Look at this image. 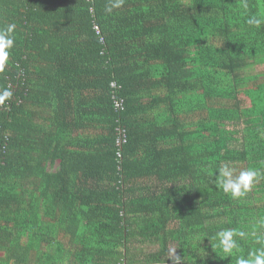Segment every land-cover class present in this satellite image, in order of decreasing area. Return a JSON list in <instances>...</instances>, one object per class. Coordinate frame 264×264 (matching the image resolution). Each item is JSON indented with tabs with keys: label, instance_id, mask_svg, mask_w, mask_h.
<instances>
[{
	"label": "trees",
	"instance_id": "obj_1",
	"mask_svg": "<svg viewBox=\"0 0 264 264\" xmlns=\"http://www.w3.org/2000/svg\"><path fill=\"white\" fill-rule=\"evenodd\" d=\"M114 2L0 0V264H236L264 233V0ZM225 163L259 172L244 197Z\"/></svg>",
	"mask_w": 264,
	"mask_h": 264
},
{
	"label": "clouds",
	"instance_id": "obj_2",
	"mask_svg": "<svg viewBox=\"0 0 264 264\" xmlns=\"http://www.w3.org/2000/svg\"><path fill=\"white\" fill-rule=\"evenodd\" d=\"M123 4V0H115L111 7L118 8ZM111 7L108 11H111ZM250 25L259 26L262 23L261 19L255 17L248 19ZM14 24H9L6 27L0 28V72H3L5 65L9 60L10 50L14 46ZM13 93L8 88L0 89V105L5 104L10 100ZM236 169L230 167L227 163L218 169V175L215 178L217 186L225 193L230 195L232 199L244 197L252 188L254 182L259 178L260 174L253 168L241 169L236 174ZM264 225V220L260 221ZM244 231L226 228L215 233L214 239L217 241L216 247L222 249L223 253L231 255L240 247L235 237H246ZM255 241L260 247L248 253L247 257L237 256L236 264H264V233L258 234Z\"/></svg>",
	"mask_w": 264,
	"mask_h": 264
},
{
	"label": "built area",
	"instance_id": "obj_3",
	"mask_svg": "<svg viewBox=\"0 0 264 264\" xmlns=\"http://www.w3.org/2000/svg\"><path fill=\"white\" fill-rule=\"evenodd\" d=\"M92 9H90V12L92 14ZM93 30L99 34V28L98 25L96 23V21H93ZM112 89L115 91V95L117 94V92L121 89L120 86H117L115 84L111 85ZM113 106L115 110H118L119 112H122L124 110V105H123V100L122 99H118L116 96H113ZM117 131V139L115 141L116 146H117V152H116V160H117V164L119 165L120 161H121V148L123 145H125L127 143V132L125 131V129L117 127L116 129Z\"/></svg>",
	"mask_w": 264,
	"mask_h": 264
},
{
	"label": "rangeland",
	"instance_id": "obj_4",
	"mask_svg": "<svg viewBox=\"0 0 264 264\" xmlns=\"http://www.w3.org/2000/svg\"><path fill=\"white\" fill-rule=\"evenodd\" d=\"M253 68H254V69H253ZM253 68L251 67V68H249V69H246V70H244V72H245V73H249V74L254 73V71H256L255 68H258V67H253ZM262 68H263V67H259V71H260V70L262 71V70H263Z\"/></svg>",
	"mask_w": 264,
	"mask_h": 264
}]
</instances>
